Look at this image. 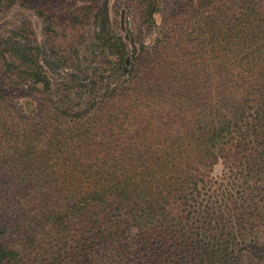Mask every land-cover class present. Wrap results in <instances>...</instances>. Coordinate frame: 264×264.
Here are the masks:
<instances>
[{"label": "trees", "instance_id": "16d2710c", "mask_svg": "<svg viewBox=\"0 0 264 264\" xmlns=\"http://www.w3.org/2000/svg\"><path fill=\"white\" fill-rule=\"evenodd\" d=\"M138 3L153 27L162 0ZM192 13L194 45L174 27L131 53L111 36L105 4L92 54L100 52L106 74L84 86L56 88L33 25L12 32L0 70L50 109L22 124L0 92V264H157L159 256L167 264L168 244L186 241L181 207L190 197L204 191L218 204L236 195L222 192L224 172L245 187L246 224L260 237L253 216L264 217V0H198ZM50 56L55 72L65 62L54 49ZM219 165L223 175L213 179ZM233 247L205 244L201 264H245ZM246 254L248 264L260 261Z\"/></svg>", "mask_w": 264, "mask_h": 264}, {"label": "rangeland", "instance_id": "374dc122", "mask_svg": "<svg viewBox=\"0 0 264 264\" xmlns=\"http://www.w3.org/2000/svg\"><path fill=\"white\" fill-rule=\"evenodd\" d=\"M198 0H162V5L159 14L155 17V25L153 27L144 26L140 14L138 0H16L9 7L7 2L3 0L5 8L0 7V60L4 52V58H10L11 49L9 42H15L12 32L27 28L29 24L33 25V29L38 36L39 45L46 56L40 57V64L43 70L49 74L53 85L58 88V85L64 81L76 82L78 86H84L101 80L102 75H105V67L101 65L102 61L97 59L95 55H100L97 51L92 54L94 44L97 43L99 34V19L98 13L101 8L107 4L109 10V20L111 23V36L122 37L128 44L132 53L134 44L145 43L152 45L156 39H161L168 35V30H182L189 35V44H195L196 37L194 34L195 19L192 20L193 11L196 9ZM89 10L90 21H84L80 24L77 21L78 15ZM56 32V36H53ZM51 49H54L55 58L61 57L64 64L61 63L60 69L57 71L50 70L49 62L52 61L50 56ZM54 58V60H55ZM104 73V74H103ZM110 86H118L120 81L115 83H107ZM98 88H104V84L98 85ZM0 92L11 100L15 112L18 114L22 124L37 123L50 109V106L44 101L40 95H34L30 92L29 86L16 88L8 84L0 70ZM104 91L99 92L102 94ZM223 166L216 167L212 173L213 179L222 177ZM227 174L226 181L223 183V190L227 192L234 190L236 195L232 200L226 195L224 201L210 197L212 194H205L202 191L200 198L190 197L187 205L181 207L183 215V227L186 234V241L183 248L179 249V243H169L171 245V258L167 264H201L202 254L205 250V244L215 245L218 240L224 246L233 247V243L237 244L238 248L244 250L247 256L245 264H248L247 250L260 258V261L255 264H264V217L263 213L260 216H253L254 223L258 227L259 238L250 236V231L247 219L244 216L245 209L250 206L248 197L243 198L245 187L239 188V185L234 180H229L231 175ZM235 173V172H234ZM218 187V186H217ZM234 188V189H233ZM214 191V188H213ZM217 196L221 194L217 192ZM255 200L258 201L256 198ZM214 202V204H213ZM207 206V207H205ZM234 214V217L230 218ZM228 226L225 228L224 225ZM217 228H215V226ZM220 226V231L218 227ZM133 232H136L133 230ZM257 232V230H256ZM245 240V241H244ZM217 245V244H216ZM138 251L141 257H149V251ZM157 258V257H155ZM73 259H69L71 262ZM163 256H159L157 264H164ZM173 260V261H172ZM256 261V260H255ZM78 264L81 262L78 261ZM252 264V262H251Z\"/></svg>", "mask_w": 264, "mask_h": 264}]
</instances>
